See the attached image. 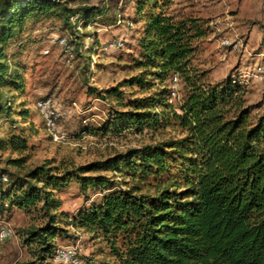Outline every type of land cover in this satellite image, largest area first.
Wrapping results in <instances>:
<instances>
[{"label":"trees","instance_id":"obj_1","mask_svg":"<svg viewBox=\"0 0 264 264\" xmlns=\"http://www.w3.org/2000/svg\"><path fill=\"white\" fill-rule=\"evenodd\" d=\"M125 2L133 15H116L117 0L111 23L135 24L134 73L93 92L112 103L102 132L146 131L149 140L82 165L47 159L26 166L28 135L14 115L26 120L28 110L11 102L24 92L27 67L11 58L10 44L35 23L55 19L71 32L73 54H82L90 49L79 30L107 23V6L0 0V129L7 125L0 151L17 154L5 160L15 171L0 167V212L17 209L41 221L22 234L35 259L13 264H59L56 239L70 237L69 227L108 251L109 259L83 264H264V111L248 102L237 78L212 82L192 64L197 41L212 32L208 20L173 14V0ZM128 47L123 40L118 50ZM175 74L178 101L170 98ZM71 182L100 197L69 215L57 193Z\"/></svg>","mask_w":264,"mask_h":264},{"label":"rangeland","instance_id":"obj_2","mask_svg":"<svg viewBox=\"0 0 264 264\" xmlns=\"http://www.w3.org/2000/svg\"><path fill=\"white\" fill-rule=\"evenodd\" d=\"M116 1L77 0L78 4L107 6L109 23L99 21L82 27L79 30L83 31L81 41L90 50L73 54L68 62L52 39L72 35L55 19L35 23L10 44L8 53L11 58L23 61L27 67L24 92L13 97L11 102L16 111L21 108L28 110L26 120L14 115L18 127L28 135L30 158L26 166L47 159L55 163L82 165L149 140L146 131L125 129L117 135L100 130L112 103L107 98L95 97L93 90L101 91L133 74V59L138 56L130 36V27H135V24L127 27L125 23H111L116 14L113 8ZM120 6L122 8L116 15L123 19L133 15L130 3L121 0ZM170 11L177 16H197L209 21L212 32L197 41L192 64L206 70L207 79L212 82L227 75L237 78L246 86L248 102L259 103L257 110L264 111V83L251 75L252 67L264 63V0H173ZM115 39H123L129 47L123 50L111 47L110 43ZM223 39L238 42L237 48L222 44ZM181 91L180 82L178 94L171 100L178 101ZM49 96L55 100L56 109L63 113L57 121L59 139L49 133L35 107L41 97ZM6 126L0 129L2 136ZM15 156L16 153L8 150L0 151V167L15 171L5 164L7 157ZM57 196L61 200L60 210L71 215L88 206L91 200H97L100 194L91 189L86 196L76 183L71 182ZM40 222L33 214L17 209L0 212V224L7 223L13 229V235L0 248V264L35 259L34 246L25 244L22 234L24 229ZM68 229L71 236L57 237L56 246H75L83 263L86 258H92L96 263L109 259L103 243L90 239L81 230Z\"/></svg>","mask_w":264,"mask_h":264},{"label":"built area","instance_id":"obj_3","mask_svg":"<svg viewBox=\"0 0 264 264\" xmlns=\"http://www.w3.org/2000/svg\"><path fill=\"white\" fill-rule=\"evenodd\" d=\"M75 20V18H74ZM53 44H58L62 49L65 61L68 62L73 57L74 47L69 43L68 38L65 36L56 37L52 39ZM222 44L231 45L233 48H237L238 42H230L228 39H223ZM110 46L119 49L123 46V39H115L110 43ZM87 45L84 44L83 48ZM48 52V51H47ZM251 75L256 77L259 81L264 83V63H258L251 69ZM247 76V75H244ZM179 76L175 74L170 80V98H175L178 94L179 88ZM35 107L39 114L42 116L44 123L50 134L55 139L61 138V135L57 134V121L59 117L63 115L55 107V100L52 97L40 98L35 103ZM13 235V229L7 223L0 224V248L5 241H7ZM54 260L59 264H83L82 258L75 246L73 245H57L54 250Z\"/></svg>","mask_w":264,"mask_h":264}]
</instances>
